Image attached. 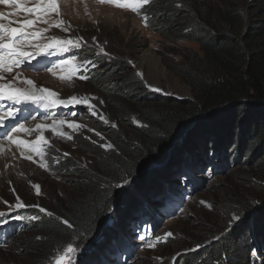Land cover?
<instances>
[{"label":"trees","instance_id":"obj_1","mask_svg":"<svg viewBox=\"0 0 264 264\" xmlns=\"http://www.w3.org/2000/svg\"><path fill=\"white\" fill-rule=\"evenodd\" d=\"M147 8L149 22L173 45H198L179 46L178 60L164 57L191 87L193 99L153 93L122 59L110 63L122 75L118 86L100 71L102 57L82 46L76 53L90 61L92 82L114 96L120 121L106 128L110 148L91 149L90 169L69 157L55 164L57 171L80 179L50 212L27 204L24 224L33 235L23 234L21 244L11 242L26 251L16 263L45 264L52 248L97 235L92 253L79 264H100L111 240L121 232V242L134 217L159 214L149 196L165 198L173 187L169 176L183 167L212 170L222 161H240L264 173V0H152ZM168 151V159L152 168ZM124 181L128 184L120 191L117 184ZM255 186L260 191L255 204L239 193L226 195L220 209L228 220L239 216L240 223L210 236L201 250L184 255L183 264L254 262L256 238L264 248V184ZM13 227L17 233L18 226Z\"/></svg>","mask_w":264,"mask_h":264},{"label":"rangeland","instance_id":"obj_2","mask_svg":"<svg viewBox=\"0 0 264 264\" xmlns=\"http://www.w3.org/2000/svg\"><path fill=\"white\" fill-rule=\"evenodd\" d=\"M24 1L26 6L35 4V0ZM147 5L136 14L109 4H100L97 0H60L61 15L56 17L54 13L51 14L49 24L62 19L65 23L61 28L38 22L33 29L28 30L48 28L43 33L44 37L73 42L79 40V47L69 45L68 51H61L59 47L47 51L27 47L25 50L32 53L31 58L14 67L11 73H0L5 77L0 79V85L10 83L13 89L35 91L37 95H44L40 92L43 88L55 92L57 96L54 99L68 101L75 96L82 101L53 106L48 99L23 103L0 100V117H3V125H0V226L14 222L19 228L11 240L4 238L7 235L2 237L5 240L0 241V264H18L15 261L26 253L24 246L15 247V250L10 245L14 241H20L21 244L23 234L33 235L32 231L25 229L24 224L27 204L50 212L72 193L74 182L80 179L77 174L65 175L57 171L55 164L69 157L90 169L93 164V146L104 145L107 148V145H111L106 128L119 123L122 111L111 93L92 82L90 63H86L88 59L76 53L82 46L93 48L95 54L102 57L104 62L100 71L103 70L104 77L118 86H121L122 75L110 63L122 59L130 65L141 84L153 93L180 100L193 99L191 87L168 68L164 57L178 60L175 52L179 46L198 49V45L182 41L178 46L169 42L156 29L157 26L149 22ZM8 8L12 7L0 4V12L7 14L10 12ZM12 12L16 13L10 17L13 21L35 19L31 14L16 10ZM0 23L8 24V21ZM63 28H67V31ZM48 42L43 38L33 41L39 45ZM65 60H71L72 63L61 64ZM69 75L70 80L67 79ZM27 80L33 81V85L27 84ZM9 109L15 112L14 116L6 115ZM18 124H23L29 131L13 133V136L25 141L26 145H35L40 149L39 153L29 146H17L5 137V132ZM69 124L80 127L72 128ZM37 125L47 127L38 129ZM41 136L47 143L41 141L37 145V138ZM28 156L32 159H27ZM41 164L46 167H41ZM212 167V170H209L211 167L202 170L183 167L180 174H171L167 184H173L172 192L167 191L162 199L153 194L149 196L153 204L159 205L156 218L134 217L121 242V232L117 240L112 238L111 248L106 250L100 264H183L184 255L201 250L202 243L208 242L210 236L219 235L220 230L239 224V216H235L239 217L238 220L226 218L220 209L221 202L228 193L235 192L257 203L260 191L255 185L264 184V173L254 165L241 164L240 161H222ZM238 174L246 175L247 179H251L250 182L239 180ZM127 184L124 181L117 186L121 191ZM34 185H39V194ZM18 203L24 206L18 207ZM95 241H98L97 235H91L85 241L73 238L64 246L52 248L45 264H55L68 245L76 251L69 254L70 259L66 264H79L92 253L95 247L91 245ZM256 245L259 251L253 252L255 258L252 264H264V248L257 238L254 242Z\"/></svg>","mask_w":264,"mask_h":264},{"label":"snow or ice","instance_id":"obj_3","mask_svg":"<svg viewBox=\"0 0 264 264\" xmlns=\"http://www.w3.org/2000/svg\"><path fill=\"white\" fill-rule=\"evenodd\" d=\"M97 2L100 4H109L120 9L130 10L133 13L138 14L140 9L144 5L148 4L150 0H97ZM0 4L11 6L18 12L31 14L33 17H35V19L26 18L23 20L13 21L10 19V17L14 16L16 14L15 12H9L7 14H5L4 12H0V21H8V24L0 23V73H11L14 67H18L22 62L31 58L32 53L26 51V47L40 48L43 51H47L49 48L56 47H59L61 51H68L69 45L79 47V40L73 42L72 40H60L56 37H44L43 33L47 32L48 28L28 31V29H33L34 25L38 22L49 24V19L51 18V14L53 13L56 15V17H59L61 15L60 0H35V4L33 6H25L24 0H0ZM64 23L65 22L62 19H57L52 21V23L49 24V27L54 26L57 28H61ZM12 24H18L19 26L13 27L11 26ZM63 30L67 31V28H63ZM42 38L48 40L49 42L44 45L33 43V41H38ZM73 59L75 58L73 57ZM70 63H72L71 60L61 61V64ZM86 63H90V61H86ZM60 78L65 79V77ZM86 78L87 77H81V79ZM0 79H5V77L0 75ZM67 79L70 80L71 75H69ZM26 83L29 85H33V81L31 80H27ZM155 90L159 91V89ZM40 92L44 93V95H37L35 91L30 90L19 88L13 89L11 88V84L9 83L0 85V100L8 99L14 101L15 103H23L27 101L48 99L53 106L57 104L82 102L75 96L70 97L68 101L54 99L57 94L48 89L42 88L40 89ZM6 115L12 117L15 115V112L12 109H9ZM0 125H3V117H0ZM36 127L40 129L47 126L37 125ZM69 127L78 128L80 127V125L69 124ZM55 130V126H53V131ZM21 131H29V129H26L23 124H18L17 126L12 127L9 131L5 132V137L11 143L17 144V146H29L33 151L39 153L40 149L35 145H26L25 141L18 140L13 136V133ZM41 141L47 143V141H44V138L41 136L37 138L36 144L38 145ZM101 146L103 147L104 145ZM107 147L110 148L111 145H107ZM27 159L31 160L32 157L28 156ZM41 167H46V165L41 164ZM34 187L36 188L37 194H39V185H34ZM17 200H19V197H17ZM17 206L23 207L24 205L22 203H18ZM41 211L45 210L41 209ZM49 215H51V213H49ZM234 219L238 220L239 217H234ZM64 223L67 224L68 222L65 220ZM168 235H171V233H169ZM75 251V248H73L71 245H68L64 254L56 259L55 264H66V261L70 259L69 254L74 253Z\"/></svg>","mask_w":264,"mask_h":264},{"label":"water","instance_id":"obj_4","mask_svg":"<svg viewBox=\"0 0 264 264\" xmlns=\"http://www.w3.org/2000/svg\"><path fill=\"white\" fill-rule=\"evenodd\" d=\"M169 156H170V151H168L167 154H165L158 162L153 163L151 167L152 168L158 167L160 164L166 161Z\"/></svg>","mask_w":264,"mask_h":264},{"label":"bare ground","instance_id":"obj_5","mask_svg":"<svg viewBox=\"0 0 264 264\" xmlns=\"http://www.w3.org/2000/svg\"><path fill=\"white\" fill-rule=\"evenodd\" d=\"M25 2V1H24ZM30 3V2H29ZM34 3V2H33ZM2 5V4H1ZM26 6V5H25ZM8 9H10L9 11L10 12H12V10H15L14 8H8ZM22 14H24V13H22ZM39 29V28H38ZM41 29V28H40ZM35 30V29H34ZM28 31H30V30H28ZM44 44V43H43ZM27 48V47H26ZM42 50V49H41ZM28 51V50H27ZM34 58V57H33Z\"/></svg>","mask_w":264,"mask_h":264}]
</instances>
